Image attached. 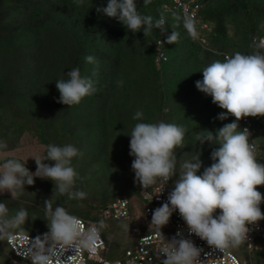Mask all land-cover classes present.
I'll return each mask as SVG.
<instances>
[{"label":"trees","instance_id":"obj_1","mask_svg":"<svg viewBox=\"0 0 264 264\" xmlns=\"http://www.w3.org/2000/svg\"><path fill=\"white\" fill-rule=\"evenodd\" d=\"M108 2L84 0L82 6H77L74 0H0V142L7 145L0 155L20 149L27 142L41 147L39 158H43L48 145L72 144L83 153L72 160L79 174L74 190L83 191L86 183L110 179L109 185H101L106 192L91 201L93 206L74 210L59 202L66 195L53 192L50 179L34 177L35 184L25 185V191L16 199L10 192L0 193V202L7 205L10 214L21 208L29 214V222L10 233L49 238L45 235L50 229L43 202L54 199L53 207L62 206L75 217L97 221L108 251L110 234L127 233L130 239L135 232H145L143 222L133 227L135 215L149 205L140 193L141 185L131 168L134 157L129 155L130 134L137 123L163 121L186 130L185 146L176 149L177 173L166 184L170 191L184 171L185 161L199 156L202 166L197 175L213 163L211 152L220 145L201 144L198 137L203 131L215 133L232 122L241 131L235 116L217 118L227 110L198 90L196 81L203 79L205 67L223 61V55L256 50L255 45L264 40V0H197L196 19L192 21L195 28L206 24L196 31L202 41L189 35L182 15L169 10V0H151L147 7L143 0H136L140 14L163 16L166 20L163 33L153 29L146 36L142 29L133 33L117 18L97 12ZM173 32L178 35L177 44L167 42ZM159 51L166 60L158 56ZM88 55L99 61L98 75L92 77L98 81L99 91L78 105L69 107L58 102L56 80L67 79L65 73L71 68H79L82 77L92 76L94 65L85 61ZM137 111L143 113V119H133ZM249 120L255 129L251 140L258 162L264 163V116ZM7 158L16 157L3 155L0 162ZM25 166L32 172L37 167L35 161ZM257 190L264 195V185L257 186ZM43 191L48 192L47 199H28V195ZM116 198L127 200L125 218L103 214ZM260 208L264 212V202ZM219 214L217 209L214 216ZM100 215L105 221H116V230L109 225L103 228ZM262 224L264 227V220ZM7 235L0 233V264H32L14 256L5 243ZM244 249L243 244L229 251L245 264H264V240L258 242L256 250Z\"/></svg>","mask_w":264,"mask_h":264},{"label":"clouds","instance_id":"obj_2","mask_svg":"<svg viewBox=\"0 0 264 264\" xmlns=\"http://www.w3.org/2000/svg\"><path fill=\"white\" fill-rule=\"evenodd\" d=\"M82 6L84 0H74ZM151 0H143L147 7ZM108 17L117 18L126 29L133 33L143 30L145 36L153 29L163 33L166 20L161 16L154 18L142 15L138 11L136 0H109L104 8H97ZM201 24V23H200ZM205 24V23H204ZM184 25L189 35L196 37L201 31L198 25L188 18ZM206 25V24H205ZM199 34V32H198ZM168 43H178V35L173 32ZM256 50L250 54L236 52L227 55L223 61H214L202 70L203 79L196 81L198 90L210 95L212 102L227 110L218 114L224 120L229 114L240 120L244 117L264 116V40L255 45ZM166 60L167 57H164ZM85 61L93 64L92 76L82 77L79 68H71L65 73L67 79H57L56 87L60 93L58 102L67 106L78 105L82 99L96 94L99 61L92 55ZM133 119H143V113L137 111ZM236 122L225 124L215 133L203 131L198 137L201 144H219L211 152L213 163L205 167L201 175L197 172L202 166L199 156L192 161H185L184 171L175 180L172 190L167 195V202L157 207L151 218V224L158 230L167 225L173 212L178 210L187 225L189 236L195 234L214 249L225 252L236 249L248 240V225H256L264 220L260 205L264 195L257 186L264 185V163L258 162L254 143L250 142L248 128L237 131ZM186 130L172 123H137L130 134V152L133 156L131 168L135 180L144 189L158 181L163 185L174 177L176 171V149L185 146ZM7 145L0 142V150ZM83 153L74 145H48L43 158L32 156L37 165L36 171H30L16 158H7L0 162V193L10 192L16 199L25 191V185L35 184L34 177L50 179L56 193L66 195L69 199L83 200L87 193L74 190L79 174L72 166L73 158ZM45 160L54 164L44 163ZM195 161V162H193ZM164 187V186H163ZM163 187L156 194L162 192ZM48 219L52 244L45 250L36 238V250H29L32 264H54L61 260L62 254L69 248L87 249L95 253L102 246L99 228H85L84 223L69 214L62 206L53 207L49 200L44 204ZM217 209L221 212L214 216ZM29 214L21 208L10 214L4 202H0V233L10 234V230L25 224ZM202 249L186 238L178 230L167 247L159 250L164 254L162 264H200ZM158 254V255H159ZM70 264V262H69Z\"/></svg>","mask_w":264,"mask_h":264},{"label":"built area","instance_id":"obj_3","mask_svg":"<svg viewBox=\"0 0 264 264\" xmlns=\"http://www.w3.org/2000/svg\"><path fill=\"white\" fill-rule=\"evenodd\" d=\"M169 3L171 5L168 7L169 10L181 14L184 19H196V12L198 9L197 0H169ZM198 26L200 28L206 27L204 23H201ZM193 39L202 41V37L197 33L196 37ZM156 45L159 46L160 42L156 41ZM158 56L161 59H164V56L160 51L158 52ZM225 56L227 55H224V58ZM239 121L241 131L245 127L249 129L251 133L249 140L252 142L251 138L255 133V129L251 126L249 117H244ZM162 187V192L156 195ZM169 192L170 190L167 185H163L159 181L148 189H144L141 186L140 193L145 199H147L149 205L143 207L141 214L137 213L135 215L136 224L139 225L143 218H152L153 211L157 207L162 206L163 203L167 202V195ZM151 203L154 204V207ZM219 212H221L220 209ZM127 213L128 203L125 198H116L103 209V214L108 215L113 219L125 218ZM79 219L84 223L86 229L92 226H98V222L95 220ZM144 226V233L135 232L133 234V245L132 247L125 249L122 259L109 260L103 255V253L107 251V247L101 237L103 244L102 246L97 247L95 253H90L87 249L83 248L77 250L69 248L62 254L61 260L56 261L54 258V264H69V262L70 264H87L88 262L93 264H162L163 259L166 257L162 253L159 254V250L169 245V241L176 235L178 230L183 231L186 238L191 239L196 247L202 249L200 264H245L244 262L239 261V259L229 250L221 252L219 249H214L209 246L206 241L200 239L195 234L189 236L187 225L178 210L173 212L169 223L163 226L161 231H159L154 224L149 226L148 222L146 224L144 223ZM248 227L250 231L248 233V240L244 243V246L248 251L256 250L258 248V242L264 240V227L262 220L258 222V227L256 225H248ZM36 238L37 237L19 232L10 233L5 237V243L14 256L32 263L28 253L30 249L32 251L36 250ZM39 242L43 245L45 250H47L52 244L50 237L47 239H39Z\"/></svg>","mask_w":264,"mask_h":264},{"label":"rangeland","instance_id":"obj_4","mask_svg":"<svg viewBox=\"0 0 264 264\" xmlns=\"http://www.w3.org/2000/svg\"><path fill=\"white\" fill-rule=\"evenodd\" d=\"M23 140L26 141L25 139ZM40 152H41V147H38L37 145L34 146L32 144H28L27 142H25V145L22 148L5 152V154L3 153L0 156L11 155V156L21 159L23 162H26L27 165H30L35 161V159L32 156L40 157ZM0 167H2V165H0ZM35 171L36 169L33 172ZM109 181L110 179H107L106 181L100 182V183H97V182H93L90 184L86 183L83 188V191L87 193V197L83 200H72V199H69L67 196H62V199H60L59 202H62L61 204L63 205H67V207H69L72 210L76 209V207H82L84 205L93 206L94 204L91 201H93L95 198L98 199L100 196H104L103 193L106 189H104V187L102 188L101 185L104 183L105 184L102 186L109 185L110 184ZM35 197L39 198L40 200H44V199H47V197H49V194L47 191H43V192L35 193L34 195L32 194V197L28 195V199L30 200L34 199ZM50 202L53 205L54 199L51 200ZM103 217H104L103 215L99 216V222L100 221L102 222L101 224L102 227L105 228V227H108L109 225L111 228L116 230V221L108 222V221L103 220ZM27 222L29 221H26L25 223ZM142 222L145 224L148 222L149 226L153 225L151 224V218L150 219L143 218ZM133 227L137 228L136 219L133 222ZM109 236L111 238L109 242L110 249L107 252L103 253V255L109 260L122 259L124 247L130 248L133 245V234L131 235L130 239H128L129 236L127 235V233L120 234V232H116V234L112 233ZM244 250L246 251V249Z\"/></svg>","mask_w":264,"mask_h":264},{"label":"bare ground","instance_id":"obj_5","mask_svg":"<svg viewBox=\"0 0 264 264\" xmlns=\"http://www.w3.org/2000/svg\"><path fill=\"white\" fill-rule=\"evenodd\" d=\"M254 142V141H253Z\"/></svg>","mask_w":264,"mask_h":264}]
</instances>
